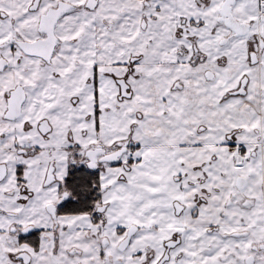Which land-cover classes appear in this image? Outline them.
Listing matches in <instances>:
<instances>
[{
    "label": "snow or ice",
    "instance_id": "6c2138e0",
    "mask_svg": "<svg viewBox=\"0 0 264 264\" xmlns=\"http://www.w3.org/2000/svg\"><path fill=\"white\" fill-rule=\"evenodd\" d=\"M0 264H264V0H0Z\"/></svg>",
    "mask_w": 264,
    "mask_h": 264
}]
</instances>
